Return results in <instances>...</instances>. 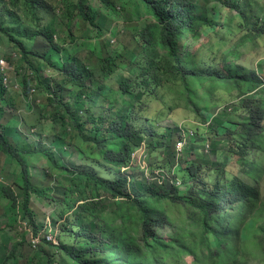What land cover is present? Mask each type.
Here are the masks:
<instances>
[{"label": "trees", "instance_id": "trees-1", "mask_svg": "<svg viewBox=\"0 0 264 264\" xmlns=\"http://www.w3.org/2000/svg\"><path fill=\"white\" fill-rule=\"evenodd\" d=\"M141 1L154 22L137 37L150 49L165 53L154 58L157 63L152 69L147 67L149 60L147 66L137 64L132 69L135 74L130 71L117 89L108 91L106 81L94 83L93 67L76 58L54 64L52 56L60 49L43 23L46 4L42 0H0V34L16 44L21 54L36 55L27 42L38 34L55 48V54L42 58L31 70L30 81L29 73L24 77L23 88L38 80L52 90L51 81L41 74L44 67L67 77L66 83L58 82L61 86L52 90L56 94L48 97V107H56L57 124L70 126L71 133L61 146L76 150L82 158L79 166L59 165L46 145L21 150L0 133V153L10 157L22 178L17 188L21 204L13 189L0 185V192L12 208L21 207L22 221L32 226L36 236L39 226L32 196L64 208L55 215L65 218L59 225V246L44 238L36 253L37 264H180L185 253L179 238L182 225L196 239L190 248L191 264H249L260 250L257 258L264 264V201L257 189L264 166L250 158L252 153L264 155V68L240 62L242 54L232 48L219 54L202 52L210 33L222 28L228 13L231 23L248 32L247 40L264 37V0ZM77 2L86 18L88 0ZM110 56L96 63L103 74L112 77V72L130 70L123 58ZM73 84L79 89L69 99L66 87ZM154 100L169 111H189L201 125L211 121L207 128H196L185 149L186 154L198 156L196 160L205 161L201 148L208 140L229 144L207 164L187 160L186 168L179 169L182 188H159L143 180L138 170L123 171L132 167V154L143 143L159 167L175 163L179 129L160 125L162 119L150 120L148 102ZM227 105L233 110L224 111L219 117L226 118L214 125L216 110ZM234 156L241 164L237 173L231 166ZM31 158L44 160L43 179L68 183L63 192L54 195L52 189L39 187L44 182L37 183L31 176ZM175 211L183 214V223L171 216ZM242 238L255 239L244 255Z\"/></svg>", "mask_w": 264, "mask_h": 264}, {"label": "rangeland", "instance_id": "rangeland-1", "mask_svg": "<svg viewBox=\"0 0 264 264\" xmlns=\"http://www.w3.org/2000/svg\"><path fill=\"white\" fill-rule=\"evenodd\" d=\"M42 1L46 4L41 13L42 19L45 20L43 23L46 24V27H50L49 34H52L54 44L59 46L60 51L53 57L55 48L45 36L38 34L33 40L27 42V45L33 49L36 55L27 54L25 56L20 53L16 44L11 43L0 34V61H4L9 69L5 76L0 75V133L7 137L10 145L18 149H33L46 145L50 151H53L55 160L59 165L68 166L69 162L79 166L82 163L81 155L65 145L61 146L65 142L64 138L71 133L69 131L70 126L57 124L53 119L57 110L56 107H48V97L50 94L53 96L56 94V92L52 94V90L61 86L58 82L66 83L67 77L60 71L44 67L41 74L51 81L52 90L46 84L41 86L38 80L31 81L32 83L27 89H24V77L29 73L30 77L27 79L30 81L31 75H34L30 73L31 70H35L44 57L52 56L54 64L76 58L89 67H93L97 77L94 81L96 85L106 81L108 91H110L120 85L125 80V76L130 74V71L131 74H135L136 70L132 69L137 64L147 66L145 62L149 60L150 63L147 67L152 69L153 65L157 63L154 58L165 52L160 49H150L137 37L142 29L154 22L152 17L146 15L141 0H108L106 3L103 0H88L89 9L86 18L80 13L77 0ZM231 15L228 13V18L225 19L218 32L210 33L206 40L207 45L202 48V52L213 51L219 54L232 48L242 54L238 58L240 62L252 68H264V37H258L251 41L247 40L248 32H242L234 25V22L231 23L229 20ZM228 29L231 31L229 32ZM110 55L118 58V60L123 58L124 61H127L130 70L124 68L120 72H112V77L109 73L103 74L99 67L100 64L96 63L102 58L111 57ZM29 89L34 91L32 97H30ZM66 89L69 91V99H72L79 88L73 84ZM58 94L61 95L60 92ZM148 107L147 115L150 120H165L160 125L172 127L177 125L178 127L179 123L185 121L194 129L200 127V125L193 124L195 122L194 115L184 109L169 111L164 103L156 100L148 102ZM222 114L223 112L216 110L214 116L217 115V118L213 120L214 125L219 120L226 118L224 115L219 117ZM147 124H150V121ZM64 129H66L65 133ZM47 139H52V143H48ZM208 142L212 151H205L206 142L201 148L205 161L200 162L196 160L198 156L185 152L183 162L192 160L196 163L207 164L211 160H215L216 152L226 151L229 145L227 141L208 140ZM65 158L69 159L65 160ZM250 158L256 159V162L264 166L263 154L256 156L252 153ZM145 160L153 169H158L154 155L148 154ZM231 166L236 173L240 170V161L235 156L231 159ZM45 168L43 159L31 158L29 160V169L34 181L37 183L44 182L39 187L43 190L52 189L54 195L60 194L68 183L58 179L54 183L53 180L43 179L46 174ZM137 169L139 166L134 163L130 170ZM239 175L241 176V174ZM139 180L142 184L141 179ZM20 184H22L21 175L11 162L10 157L0 153V185L13 189L18 196L19 204H21V199L17 188ZM257 189L264 201V175ZM73 200L71 198L68 202ZM31 208L39 226L37 236L34 235L32 226L22 221L21 207L12 208L10 201L6 200L0 192V264L10 255H14V257L7 264H29L30 261L37 264L36 253L44 238L53 246H59V225L64 222L65 218L60 220L55 215L59 216L64 208L62 209L60 204L51 203L35 195L32 196ZM170 214L173 218L180 217L179 221L184 222V216L180 212L175 211L170 212ZM179 238L186 246L192 244L193 239L185 230L184 225L180 227ZM252 241L255 239L250 240V243L247 244L248 248L250 245L252 248ZM261 253L260 250V256L257 255V257H261ZM257 257L255 260H250L249 264H261L262 258ZM182 259L184 260V256Z\"/></svg>", "mask_w": 264, "mask_h": 264}, {"label": "clouds", "instance_id": "clouds-1", "mask_svg": "<svg viewBox=\"0 0 264 264\" xmlns=\"http://www.w3.org/2000/svg\"><path fill=\"white\" fill-rule=\"evenodd\" d=\"M31 91L32 89H29L30 97L34 95L31 93ZM218 110L220 112H224L227 110L232 111L233 106L232 105L222 106L218 108ZM216 116H213V117H216ZM210 122L211 121L207 122L204 125H201L197 120H195L193 124L200 125V127L207 128L210 125ZM196 128L194 129L193 126H189V124H187L185 121L179 123V126H178L179 131L177 134L176 144L174 147V156H175L174 162L175 163L173 166L168 167V168H163L161 166L159 167L158 165H156L158 169H153L151 166H149L145 160V158L148 155V149L144 143L134 150L132 154L131 166L134 163H137L139 166V169L137 170L140 172L142 179L148 182L149 184H152L156 187L164 188V189L165 188L172 189L173 187L182 188L184 186V181H183V178L181 177V172L179 171V169L186 168V162H183L184 153H185V149L189 146L190 140L194 138L197 133ZM180 142L182 145L178 149V143ZM209 150H210V144L207 141L205 151L209 152ZM130 169H123V171L128 172ZM189 235L192 237L193 241L191 245L184 246L185 253L182 255L184 256V260L180 262V264H191L193 261L192 256L190 254V248L193 246L196 239L191 234ZM253 237L254 236L251 235L248 238H253ZM250 240L242 238V244H243L242 249L243 250H242L241 255L245 254L244 251L246 252V250L248 249L247 244L250 243Z\"/></svg>", "mask_w": 264, "mask_h": 264}, {"label": "built area", "instance_id": "built-area-1", "mask_svg": "<svg viewBox=\"0 0 264 264\" xmlns=\"http://www.w3.org/2000/svg\"><path fill=\"white\" fill-rule=\"evenodd\" d=\"M8 71H9V69H8V66L6 65V63L4 61H0V74L2 76H5L6 73H8ZM31 93L34 94V91L32 90ZM181 145H182L181 142L178 143V149L180 148Z\"/></svg>", "mask_w": 264, "mask_h": 264}]
</instances>
